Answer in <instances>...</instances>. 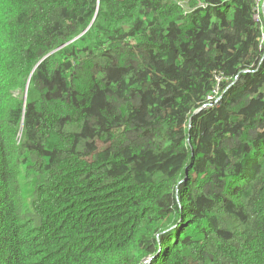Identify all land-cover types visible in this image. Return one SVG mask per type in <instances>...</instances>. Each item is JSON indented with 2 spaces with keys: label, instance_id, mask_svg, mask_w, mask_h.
I'll return each instance as SVG.
<instances>
[{
  "label": "trees",
  "instance_id": "obj_1",
  "mask_svg": "<svg viewBox=\"0 0 264 264\" xmlns=\"http://www.w3.org/2000/svg\"><path fill=\"white\" fill-rule=\"evenodd\" d=\"M0 264H264V0H0Z\"/></svg>",
  "mask_w": 264,
  "mask_h": 264
},
{
  "label": "water",
  "instance_id": "obj_2",
  "mask_svg": "<svg viewBox=\"0 0 264 264\" xmlns=\"http://www.w3.org/2000/svg\"><path fill=\"white\" fill-rule=\"evenodd\" d=\"M87 30H88V29H87ZM87 30H86V31H87ZM86 31H84V33H85ZM25 98H26V94L24 95V100H25Z\"/></svg>",
  "mask_w": 264,
  "mask_h": 264
},
{
  "label": "clouds",
  "instance_id": "obj_3",
  "mask_svg": "<svg viewBox=\"0 0 264 264\" xmlns=\"http://www.w3.org/2000/svg\"><path fill=\"white\" fill-rule=\"evenodd\" d=\"M26 99V98H25Z\"/></svg>",
  "mask_w": 264,
  "mask_h": 264
}]
</instances>
